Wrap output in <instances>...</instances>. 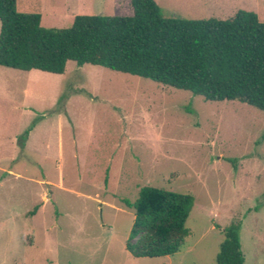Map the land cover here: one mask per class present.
Listing matches in <instances>:
<instances>
[{"label":"rangeland","instance_id":"374dc122","mask_svg":"<svg viewBox=\"0 0 264 264\" xmlns=\"http://www.w3.org/2000/svg\"><path fill=\"white\" fill-rule=\"evenodd\" d=\"M155 2L167 17L244 9L264 22V0ZM16 9L39 13L43 27L132 14L129 0H16ZM263 132L264 111L237 100L74 61L60 74L0 65V264H216L223 228L236 222L243 264H264ZM143 186L193 198L174 254L125 247L134 210L122 200Z\"/></svg>","mask_w":264,"mask_h":264},{"label":"trees","instance_id":"16d2710c","mask_svg":"<svg viewBox=\"0 0 264 264\" xmlns=\"http://www.w3.org/2000/svg\"><path fill=\"white\" fill-rule=\"evenodd\" d=\"M129 1L131 15L77 14L67 27H43L39 13L20 12L16 0H0V65L57 74L68 61L99 65L205 100H237L264 111V22L255 12L184 19L163 15L155 0ZM122 201L134 210L125 246L132 256L179 250L189 234L190 194L143 186L133 202ZM243 261L239 223H231L223 228L216 264Z\"/></svg>","mask_w":264,"mask_h":264},{"label":"crops","instance_id":"0c3cea01","mask_svg":"<svg viewBox=\"0 0 264 264\" xmlns=\"http://www.w3.org/2000/svg\"><path fill=\"white\" fill-rule=\"evenodd\" d=\"M236 11H237V10H236ZM236 11H235V12H236ZM235 12H234V13H235ZM233 15H234V14H233ZM219 19H227V18H219ZM59 151H60V144H59ZM8 172H9V171H8ZM48 183H49V182H48Z\"/></svg>","mask_w":264,"mask_h":264}]
</instances>
